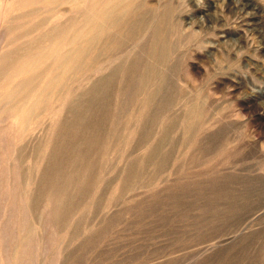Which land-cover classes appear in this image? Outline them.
Returning a JSON list of instances; mask_svg holds the SVG:
<instances>
[{"label":"rangeland","instance_id":"1","mask_svg":"<svg viewBox=\"0 0 264 264\" xmlns=\"http://www.w3.org/2000/svg\"><path fill=\"white\" fill-rule=\"evenodd\" d=\"M107 1L111 6H106ZM156 1L146 0L148 6L143 7L140 0L97 3L98 30L88 34L90 40L75 64L76 71L62 84L74 88L78 81L86 82L84 88L88 90L92 82L102 79L107 72L95 71L107 63L101 62L103 34L110 31L113 38L123 39L127 22L143 16L148 20L147 16L155 12ZM90 2L85 8L91 7ZM13 3L8 1L11 7L6 11L20 18L8 25L6 37L23 35L31 20L40 30L43 25L53 26L62 20L59 10H52L48 0H39L33 14L28 2L23 1L21 9ZM170 4L177 7L175 12H167ZM66 7L75 24L76 9ZM148 23L152 27L157 20L150 18ZM122 25L121 31L116 29ZM162 26L166 50L161 66L164 91L146 111L135 135L124 130L126 111L117 105L124 104L128 97H111L110 119L105 124L100 152L94 157L97 187L90 205L80 208L73 226L60 231L56 242L43 250L62 255L59 264H264V116L255 109L259 106L264 110V0H226V4L224 0H203L198 5L189 0H164ZM75 33V28L69 31L68 38ZM146 41L148 35L142 43ZM138 52L139 48H135L132 55ZM43 68L41 65L40 73ZM192 72L201 88L199 93L195 90L192 100L209 96L215 99L210 106L216 121L214 128L193 145L169 138L150 161L142 162L138 156L133 165L123 164L122 154L145 140L141 135L144 130H148L151 140H156L164 104L176 100L181 90L186 92L185 88L194 93L187 86L192 85ZM42 81L40 76V86ZM66 89L57 86L54 100H61V91ZM172 105H168L170 112L175 110ZM59 110L56 106L55 112ZM161 158L166 163L161 172H155ZM44 162L39 161V153L31 150L18 162L17 184L22 200L27 195L23 181L29 169L35 168L39 176ZM121 165H125L122 179L130 171L135 172L138 183L147 185L149 192L133 206L125 209L120 205L106 217L96 215L99 204L119 192V186L112 190L111 182L114 167ZM234 235L230 242L217 244Z\"/></svg>","mask_w":264,"mask_h":264},{"label":"bare ground","instance_id":"2","mask_svg":"<svg viewBox=\"0 0 264 264\" xmlns=\"http://www.w3.org/2000/svg\"><path fill=\"white\" fill-rule=\"evenodd\" d=\"M8 1L13 0H0V264H59L62 255L43 253V250L56 242L60 231L73 226L74 216L80 208L90 205L89 199L97 187L93 174L94 157L100 152L105 124L110 119L111 97H128L124 104L117 105L126 111L124 130L135 135L146 111L164 91L166 82L161 70L166 57L162 40L164 0L156 1L155 12L147 16L148 20L143 16L128 21L123 39L113 38L110 31L103 34L100 54L104 60L101 62L107 61L108 67L106 70L102 64L95 72L106 71L107 74L92 82L88 90L84 88L86 82L78 81L72 88L69 84L64 86L62 81H68L71 73L76 71L75 64L90 40L88 34L98 30L95 10L96 4L103 0H48L52 10H59L62 20L53 26L43 25V30L31 20L28 30L14 37H6L8 25L20 16L6 11L11 7ZM23 1L29 3L33 14L39 0H14L13 6L21 9ZM89 1L92 5L87 9L85 5ZM189 1L198 5L197 0ZM67 5L70 10L76 9L75 24L68 16ZM139 5L148 6L146 0H140ZM106 6H111L109 1ZM170 6L166 8L167 12L177 10L172 4ZM150 18H156L157 25L151 27ZM122 27L116 29L121 31ZM74 28L76 33L68 38L69 31ZM147 35L148 41L142 43ZM135 48H139V52L132 55ZM139 56L145 57L144 60ZM41 65L44 66L43 73L39 71ZM190 74L192 85L187 86L194 93L185 88L186 92L181 90L176 100L164 104L156 140H151L148 130H144L141 135L145 140L122 154L123 164L133 165L138 156L142 162L150 161L169 138L179 144L193 145L214 128L216 121L210 106L215 99L209 96L197 100V97L193 101L192 95L197 94L195 90L199 93L201 88L199 82L198 85L195 83L198 80L196 74ZM40 76L43 78L41 86ZM57 86L67 88L61 91L62 98L58 101L54 100ZM170 104L174 106L173 112L169 111ZM56 106L59 113L55 112ZM255 109L259 116H264L263 109L259 106ZM29 150L39 153V161L45 162L40 177L34 172L35 168L29 169L23 181L27 195L22 200L16 167ZM165 163L161 158L154 171L161 172ZM124 166H115L113 170L111 187L116 191L119 186V192L112 193L105 204H99L96 215L106 217L120 205L125 209L133 206L149 192L147 185L138 183L135 172L130 171L122 179ZM235 236L223 238L217 244H226Z\"/></svg>","mask_w":264,"mask_h":264},{"label":"clouds","instance_id":"3","mask_svg":"<svg viewBox=\"0 0 264 264\" xmlns=\"http://www.w3.org/2000/svg\"><path fill=\"white\" fill-rule=\"evenodd\" d=\"M203 3V0H197V4ZM224 4H226V0H224ZM221 7L223 8V5H221ZM201 20L204 19V17H200Z\"/></svg>","mask_w":264,"mask_h":264}]
</instances>
